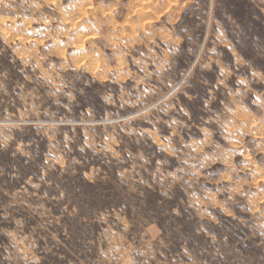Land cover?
<instances>
[{"label": "rangeland", "instance_id": "1", "mask_svg": "<svg viewBox=\"0 0 264 264\" xmlns=\"http://www.w3.org/2000/svg\"><path fill=\"white\" fill-rule=\"evenodd\" d=\"M0 264H264V0H0Z\"/></svg>", "mask_w": 264, "mask_h": 264}, {"label": "bare ground", "instance_id": "2", "mask_svg": "<svg viewBox=\"0 0 264 264\" xmlns=\"http://www.w3.org/2000/svg\"><path fill=\"white\" fill-rule=\"evenodd\" d=\"M86 7V6H85ZM142 24V23H141ZM71 25V24H70ZM77 31V30H76ZM82 34V33H81ZM88 36V35H87ZM92 36V35H91Z\"/></svg>", "mask_w": 264, "mask_h": 264}]
</instances>
